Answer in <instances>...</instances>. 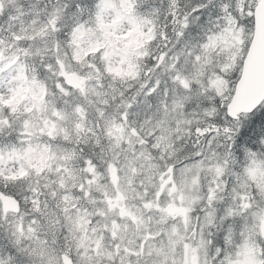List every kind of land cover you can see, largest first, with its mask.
<instances>
[{
  "label": "snow or ice",
  "instance_id": "1",
  "mask_svg": "<svg viewBox=\"0 0 264 264\" xmlns=\"http://www.w3.org/2000/svg\"><path fill=\"white\" fill-rule=\"evenodd\" d=\"M0 264H264V0H0Z\"/></svg>",
  "mask_w": 264,
  "mask_h": 264
}]
</instances>
